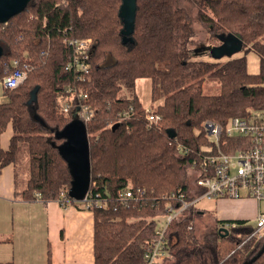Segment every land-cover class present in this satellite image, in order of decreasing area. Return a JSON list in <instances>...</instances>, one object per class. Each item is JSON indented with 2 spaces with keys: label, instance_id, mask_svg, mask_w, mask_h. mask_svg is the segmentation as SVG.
<instances>
[{
  "label": "trees",
  "instance_id": "1",
  "mask_svg": "<svg viewBox=\"0 0 264 264\" xmlns=\"http://www.w3.org/2000/svg\"><path fill=\"white\" fill-rule=\"evenodd\" d=\"M132 2L125 17V0H31L0 23V80L13 58L33 66L19 86L4 89L0 102V135L8 125L12 129L7 149L0 145V169L25 153L22 198L35 199V192L43 201L62 192L82 195L62 151L67 137L61 131L79 119L61 112L65 86L81 87L94 110L91 120L79 119L88 144L84 191L97 201L89 206L94 264H146L157 216L165 214L169 194H189L190 170L209 144L201 123L211 119L225 126L249 105L264 108V0H193L197 20L218 41L213 54L233 55L230 48L240 44L258 54L256 73L248 72L245 54L225 61L195 58L189 48L195 30L181 0ZM70 35L93 40L89 73L79 83L65 69L71 50L64 38ZM140 77L150 79L152 101L162 97L161 103L143 106L134 92ZM205 80L218 82V93H205ZM123 89L129 95H121ZM146 108L160 119L149 123ZM124 111L129 113L123 117ZM128 189L131 196L121 200ZM201 213L190 209L168 224L170 255L158 264H242L261 248L264 234L248 238L251 223L214 219L197 235L194 217ZM250 264H264V251Z\"/></svg>",
  "mask_w": 264,
  "mask_h": 264
},
{
  "label": "built area",
  "instance_id": "2",
  "mask_svg": "<svg viewBox=\"0 0 264 264\" xmlns=\"http://www.w3.org/2000/svg\"><path fill=\"white\" fill-rule=\"evenodd\" d=\"M64 42L71 50L65 69L72 73L74 81L82 82L89 73L93 40L90 37L70 35L64 38ZM10 65V69L0 80L4 89L19 86L33 68L25 58H13ZM64 93L62 113L73 112L83 122L93 118L94 110L87 103V93L81 87L67 85ZM146 112L149 123L160 119V116L150 108H146ZM128 113L124 111L123 117ZM201 126L209 144L201 147L202 151L198 153L200 162L197 167L190 170L193 174L194 189L189 190V194L185 192L169 194L165 214L157 216L160 223L155 232L156 237L144 254L146 264H158L170 255L164 238L165 229L184 211L197 208L198 201L252 198L259 205L264 203V108L249 105L244 115L230 117L225 126L211 119L204 120ZM131 192L130 189L121 192L120 199L131 196ZM35 199H41L40 193L35 192ZM57 200L60 204H66L69 197L62 192ZM83 201L87 208L97 205V201L93 203L90 192H85ZM254 226L248 238L264 234V209H259Z\"/></svg>",
  "mask_w": 264,
  "mask_h": 264
},
{
  "label": "crops",
  "instance_id": "3",
  "mask_svg": "<svg viewBox=\"0 0 264 264\" xmlns=\"http://www.w3.org/2000/svg\"><path fill=\"white\" fill-rule=\"evenodd\" d=\"M143 78L147 77L136 81ZM5 100L6 96L0 102ZM11 133L10 125L1 133L2 148L7 149ZM19 161L0 169V264H94V216L83 203L85 193L69 195L66 204L57 199H24L19 192L26 185L28 166ZM260 208L252 198H218L212 217L252 223Z\"/></svg>",
  "mask_w": 264,
  "mask_h": 264
},
{
  "label": "rangeland",
  "instance_id": "4",
  "mask_svg": "<svg viewBox=\"0 0 264 264\" xmlns=\"http://www.w3.org/2000/svg\"><path fill=\"white\" fill-rule=\"evenodd\" d=\"M181 5L186 6L189 9L190 16H191V25L195 30V35H193V41H190L189 48L193 53L194 57L199 59H206V60H218V61H225L226 59L234 56L239 55H246L247 61V70L250 73H256L258 71L259 66V56L253 50H248L245 52L244 48L236 50L233 55L224 52L221 55L213 54L214 48L217 49L216 46L218 41L214 38H210V33L207 29L202 26L196 18L197 7L195 6L193 0H181ZM192 42V43H191ZM4 88L2 87L0 81V99L4 97L3 94ZM203 91L205 93H218L219 91V84L214 80H205L203 85ZM135 94L138 96L140 101L143 103L144 106H151L152 104H158L162 102V97H158L156 100L152 101L151 98V90H150V81L147 78H143L142 80L139 79L135 82L134 88ZM121 95H129L126 92V89H123ZM159 101V102H158ZM61 134L67 137V140L62 146V151L66 156L69 157L70 151L76 152V159L80 160L79 165L74 163L72 165L73 175L79 184H85V179L83 177V167L84 165L87 167L88 165V147H87V134L85 131L84 123L76 119L68 126H66L62 131ZM25 153H20V163L27 164V159L24 161ZM24 161V162H23ZM19 176L21 174L18 173ZM193 174L190 173L189 182H190V190L194 189L192 185V176ZM215 199H202L196 203L197 207L203 209V213L197 214L194 217V224L197 235L203 233L206 229H210L213 225V217L212 211L213 204ZM262 209H264V203L261 204ZM255 225V221L251 223ZM259 236V235H258ZM252 237V236H251Z\"/></svg>",
  "mask_w": 264,
  "mask_h": 264
},
{
  "label": "water",
  "instance_id": "5",
  "mask_svg": "<svg viewBox=\"0 0 264 264\" xmlns=\"http://www.w3.org/2000/svg\"><path fill=\"white\" fill-rule=\"evenodd\" d=\"M31 0H0V23H6L9 18L19 12H21L26 5L30 2ZM132 0H125V4L122 7V15L125 17H128V9L132 7ZM128 19V18H126ZM229 45V44H228ZM239 50L241 49V45L237 44L235 48H230V51L233 52L234 50ZM3 53V47L0 45V56ZM76 152L75 151H70L69 157L67 156L69 162L71 165L76 163L79 165L80 160L77 158L76 159ZM88 174H89V160H88V165L87 167L84 165L83 167V177L85 179V184H77V186H80L83 192H80L82 195L85 193V187L86 183L88 180ZM218 231L220 232L221 235H226L228 230L226 227H219ZM264 251V242L261 246V248L258 250V252L252 256L250 259L245 260L242 264H250L252 261H254L262 252Z\"/></svg>",
  "mask_w": 264,
  "mask_h": 264
}]
</instances>
